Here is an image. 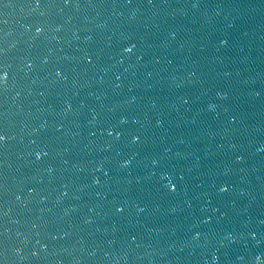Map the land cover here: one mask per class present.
I'll return each mask as SVG.
<instances>
[{"label": "water", "instance_id": "water-1", "mask_svg": "<svg viewBox=\"0 0 264 264\" xmlns=\"http://www.w3.org/2000/svg\"><path fill=\"white\" fill-rule=\"evenodd\" d=\"M0 264H264V0H0Z\"/></svg>", "mask_w": 264, "mask_h": 264}]
</instances>
